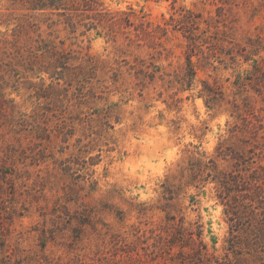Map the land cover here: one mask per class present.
Listing matches in <instances>:
<instances>
[{
    "label": "rangeland",
    "instance_id": "1",
    "mask_svg": "<svg viewBox=\"0 0 264 264\" xmlns=\"http://www.w3.org/2000/svg\"><path fill=\"white\" fill-rule=\"evenodd\" d=\"M0 264H264V0H0Z\"/></svg>",
    "mask_w": 264,
    "mask_h": 264
}]
</instances>
